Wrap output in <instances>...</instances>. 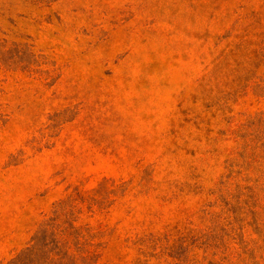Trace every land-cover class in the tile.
Segmentation results:
<instances>
[{"label":"rangeland","instance_id":"rangeland-1","mask_svg":"<svg viewBox=\"0 0 264 264\" xmlns=\"http://www.w3.org/2000/svg\"><path fill=\"white\" fill-rule=\"evenodd\" d=\"M0 264H264V0H0Z\"/></svg>","mask_w":264,"mask_h":264}]
</instances>
